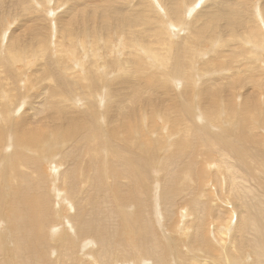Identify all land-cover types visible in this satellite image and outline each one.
Segmentation results:
<instances>
[{"label": "bare ground", "instance_id": "6f19581e", "mask_svg": "<svg viewBox=\"0 0 264 264\" xmlns=\"http://www.w3.org/2000/svg\"><path fill=\"white\" fill-rule=\"evenodd\" d=\"M8 1L13 4L9 14L19 17L16 9L32 13L21 26L30 28L36 43L31 54L41 56L39 71L46 77L30 94L31 116L23 111L21 124L0 112L2 126L11 123L6 137L12 136V142L0 136L1 147L7 149L0 153V168L10 169L0 172V264H264V143L253 123L259 120L261 125L258 117L264 113V99L255 104L258 87L264 92V37L254 41L253 31L241 33L251 28L247 0H206L200 10L203 22L181 36L195 45L177 47L197 56L181 74L180 53L172 43L162 33L156 43L148 39L146 30L155 27L147 29L148 15L137 10L141 0H73L76 8L71 10L66 3L72 0H50L58 5L50 10L57 13L52 21L55 43L61 47L56 48L57 67L40 30L43 18L37 11L43 0ZM80 3L86 11L71 16ZM181 9L171 0L160 12L175 14L171 23L178 27ZM186 10L188 15L195 8ZM258 17L264 23V3L255 12ZM138 26L145 31L138 33ZM8 31L5 27L0 32V47L9 46L14 34ZM130 33L138 39L129 43L124 37L129 39ZM225 37L223 44L233 46L229 54L221 51L219 39ZM204 39H211L214 47L206 54L197 44ZM239 48L244 51L238 53ZM20 54L6 55L11 60ZM147 56L161 60L169 75L150 76V62L144 65L147 72L140 70V79L138 60ZM224 57L230 65L199 71L211 81L198 85L200 78L193 72L199 59L202 68ZM18 59L22 65L32 61ZM11 67L12 75H21L22 66ZM227 71L241 79L243 92L232 91L235 82L221 75ZM192 84L204 92H196ZM5 89L14 103L20 88ZM182 89L190 100L180 108L175 92ZM218 91L224 94L215 102ZM153 105L166 107L162 123L145 130L141 120L149 117ZM197 107L206 118L200 119ZM47 108L61 128L39 117ZM131 114L136 134L114 138L118 118L128 123ZM220 116L219 127L210 126L208 133L206 121ZM17 131L21 135L16 142ZM210 177L217 189L211 183L200 187Z\"/></svg>", "mask_w": 264, "mask_h": 264}, {"label": "rangeland", "instance_id": "374dc122", "mask_svg": "<svg viewBox=\"0 0 264 264\" xmlns=\"http://www.w3.org/2000/svg\"><path fill=\"white\" fill-rule=\"evenodd\" d=\"M58 1L59 0H57V2ZM126 1L129 2V0H126ZM138 1H140V0H138ZM141 1H143V3L139 7H137V10L139 9L140 12L148 15L150 21L148 24H146L147 29H149L150 27H155L153 30H149V32H148V30H146L148 39L150 41L156 43L157 39H160L158 37V34L162 33L166 39V42L172 43L173 47H175L174 50H176L180 53V58L178 59V61L180 62L179 63V69H183V70H181V72H178V73L181 74L187 70H190V66L192 65L193 59L195 58L196 54L193 53L195 55L192 56L191 55L192 53L184 52L182 49L178 50L177 47H180L181 44L195 45L196 42L194 40L186 43L185 40L181 36L186 31V29L192 28L196 24L199 25L203 22L205 17H203L202 14H200V12H201L200 10L205 7L204 5L208 1H206V0H177L178 5L179 6L181 5V8H182L181 12H180L181 17L179 18V21H181V24L178 27H176L175 25H173L171 23V20L175 19V14L170 15L169 17H166L165 13L160 12V9L162 11V8L165 9V7H167V6L169 7V3L171 2V0H158L157 2L154 0H141ZM209 1H211V0H209ZM79 2H80V0H79ZM79 2H77V3H79ZM60 3H63V0H61ZM70 3H66L67 5L69 4V6H70L69 7V6L65 5L66 9L67 10H69V9L71 10L72 8L75 9L76 6L75 7H73V6L75 5L76 2H74L72 0V1H70ZM263 3H264V0H247L245 2L246 6H247V10H248V12L246 13V15L248 16L247 21H248V25L251 26V28L245 27V31H242L241 33L244 34V33L248 32L250 34L253 31V33L256 34V35L251 34L254 37V39H253L254 41L257 39H261L262 36L264 37V23H261V21L259 20L260 17H258L256 19L254 18L255 12L260 9V7ZM41 4L43 5V7L42 6L38 7L39 11H37V13L40 16H42V18H43V20H41V22H40V30L47 35V39H46L45 43H47V41L50 42V46H49V49H51L50 54L53 55L54 65H55V67H57L58 65H57V62L55 60V55H56V48L60 47V46L55 43L56 42L55 41L56 32H54V30H53V28L55 27V22H52L53 20L56 19L57 13H55V14L50 13L51 9H56V7H53V6H56L57 4L54 5V2L53 1L51 2L50 0H43L41 2ZM12 5L13 4L10 3L8 0H0V32L2 30H4V28L6 27V28H9L8 33L14 34L10 40L9 46L5 45V46L0 47V50H1V52H0V64H2V66H0V112L1 111L4 112L7 116L13 118L17 123L21 124L22 120H19V115L22 114L23 111H25V112L29 111L30 113L28 112L27 115L31 116L30 115L31 111L28 110L29 109L28 103L31 100L30 94L33 92H36L37 87H42L44 85L43 78H45L46 75H44L43 71H41V72L39 71V68L41 67L40 66L41 56L37 54L36 57H33L31 54L35 51L34 48L36 47V43H35L33 37H31L30 28L21 26V22L25 23L27 21L26 19H30L33 17L32 13H29L28 15L27 14H20L19 10L16 9L20 16L18 17L17 14L11 15L8 13L7 8H8V6L10 7ZM81 5H83V6H81L79 8V10L77 12L73 13L71 16L78 14L82 10L86 11L84 9V6H85L84 3ZM189 6L194 7L195 12L192 11L190 14L187 15L186 9ZM61 14H63V13H61ZM77 26H79V25H77ZM196 28H198V27H196ZM196 28H194V29H196ZM155 29H157V32L154 31ZM134 30H137L138 33L141 31H145L142 29L141 26L136 27ZM100 31H102L105 34L107 32L106 29H104V28H101ZM167 38H170V39H167ZM124 39L130 43V42L138 39V36H134L132 33H130L129 39L126 36L124 37ZM211 39H209V40L204 39L202 42L197 43L199 50L202 51V54H206V53L210 52L211 50H213L214 47L212 46V44H210ZM58 41H59V37L57 36V43H58ZM219 41H221V44H222L221 49H223V50H221V51L229 54L231 49L233 48L231 43L230 42L227 43V46H226V44L225 45L223 44L224 41H227L226 37L222 40L219 39ZM52 42H53V44H52ZM259 42H261V40H259ZM243 43L244 42H239L236 44L242 45ZM244 44L248 47V49H250V46H251L250 44H246V43H244ZM242 48H243V46H242ZM17 49L21 50L19 52V53H21L20 57H18V58H22V56H26L27 58L32 59L30 64L22 65V63H21L22 61L20 59H18L17 57H14L11 60H9L10 56L6 55V54L11 53L12 55H17V54H19V53L15 52ZM240 50H242V51H240ZM237 51H238V53H241L244 51V49L239 48V49H237ZM263 52H264V49H263V51H261V53H263ZM63 54L66 55L65 52H63ZM112 56H113L112 54L109 55V57H112ZM198 56H200V55H198ZM205 57H203V58H205ZM227 58L228 57L219 58V61H215V62H213L212 65H206L202 68H200V62L201 61L199 59V62H197L196 68L193 72L194 78H197V77L200 78L198 85H200V83H202L204 80L207 83L211 81V79H207V78H209V76H207V75H204L203 77L200 76L198 74L199 71L203 72L204 70L212 69L213 67L222 66V65H224V66L230 65V64H227V63H229V61L226 60ZM150 62H152L150 64V65H152V67H150L151 71H148L150 76L152 74H154L155 77H162L164 75H167V76L169 75V74L165 73V71H163L164 69H162V67L160 65L161 60H156L152 56H147V58L140 57L138 60V63L140 64L139 71H138V77L140 79L143 80V77L140 76V74H139L140 70L146 71L148 68L146 66H147V64L149 65ZM15 63H18L20 66H22L20 76L12 75V67L11 66L15 65ZM144 65H146V66H144ZM63 66L64 65H62V67ZM116 70H117V68H115L111 72V78L115 75L114 72ZM126 71L121 73L118 80L122 79V77L126 75ZM229 71H230V69H229ZM229 71L222 72L221 75L223 77H227L228 82H230V80H233L235 82L234 88H232V91L241 92L242 91V89L240 88L241 87L240 86L241 85V83H240L241 79L238 80V77L231 75V73L229 74L228 73ZM35 76L38 77V79H37L38 81H34ZM22 79L24 81L21 83ZM25 83H26V85H25ZM111 83H112V80H111ZM219 84H223V82L219 83ZM237 85H239V86H237ZM190 86L196 91L193 84ZM16 88H20V92L16 93L15 98H12L14 100V103H10L8 100L9 94H8V92L4 93V89L7 91V90H16ZM26 88H28V89L26 90ZM258 89H260V91L258 93H256L258 98H257V103H255V104H261L263 99H264V92H262V88L258 87ZM15 92L16 91H14V93ZM196 92H202L203 93L204 90L200 89L199 91H196ZM216 93L217 94L213 97V99H215V102H217L218 99H220V97L224 94L221 91H218ZM176 95H177L176 105L180 108L183 107L184 102L190 100L189 96H187L186 94L183 93V89L181 92L176 91L175 96ZM233 96H234V94H233ZM112 97H113V95H112ZM40 98H41L40 95L35 96V99H37V100H40ZM104 98H106V97H104ZM221 99H223V97ZM219 105H220V103H219ZM194 106H195V104H193V106H192L193 111L196 112ZM192 107H191V109H192ZM149 108L151 109V111L148 110L150 112V113L148 112L149 117L142 118V120H141L142 121V128L145 130H147L146 128L148 127L149 124L160 125L162 123L161 116L165 112V109H166V107L165 108L157 107L156 105H153L151 107L149 106ZM215 109L217 110V107H215ZM197 110L199 111L200 119L206 118V115L203 113V111L201 109H199L197 107ZM251 111H253V110H251ZM43 112H44V115L39 114V117L44 116V117H42L44 119V121H45V119L49 120V123L47 125H49L52 121H54V122L58 123V125H59L58 128H61L63 126L61 124L60 120L56 117V115H54L51 108H49V109L47 108ZM22 115H25V114H22ZM109 115H111V114L108 113L106 115V121H108L107 116H109ZM231 115L230 116L226 115L225 118H229V117H231ZM34 116H35V118L38 119L37 115L34 114ZM223 116H220V118L217 117V120H215V121L212 120V122H210V123L206 121V123L208 125L206 130L208 131V133L212 132V127H210V126H217V128L219 127L218 126V120L220 121V120L224 119ZM129 117H130V119H129L128 123L125 122L126 120H124L122 118H118L116 125L113 126V130H115V132H116V135L114 136V138H116L117 135L132 137L134 135V133L136 134V132L133 129V122L135 121L133 118V115L131 114ZM258 118L261 119L262 124L259 125V120L258 121L256 120L253 123H254V125L259 127V132L262 135V137H259V138L264 143V113L262 115H260ZM41 125L43 127L47 126L44 124H41ZM21 126H23V125H21ZM6 129H8V130L11 129V123H9L6 128H4L1 124V119H0V136L2 137V141L7 142L9 139L12 142V138H11L12 136H8V138L6 137V135H9L8 130L6 131ZM50 129H52V128L51 127L49 129L41 128L40 131L41 132H47ZM21 132L26 134V132H23L22 129H21ZM21 132L17 131L18 134L16 135V137H14V139H16L15 140L16 142L19 139ZM147 140H148L147 148L148 149H149V147L152 148L151 142L153 139L150 138ZM3 148L4 147H1V145H0V153L1 152H7V149L4 150ZM10 149L12 150V148H10ZM62 154H63V151H60V155H62ZM9 170L10 169L8 168V166L3 167L2 171L0 168L1 174L3 171H9ZM151 177L156 180L154 175H152ZM206 183H208L209 185L211 183L213 190L217 189L218 184L215 183V181L212 179V177H210V181H204L200 187H203ZM179 208L180 207L178 206V208L176 210L178 211ZM159 211H160V218H161L162 217V211L161 210H159ZM220 222L223 223V219H220ZM161 226L167 227L166 225H164V222L162 220H161ZM169 228L167 227V229H165V231H167L168 235H170V232H168ZM175 249L176 248H173L172 251ZM175 255L177 257V260H179V254L176 253ZM179 262H180V260H179Z\"/></svg>", "mask_w": 264, "mask_h": 264}]
</instances>
